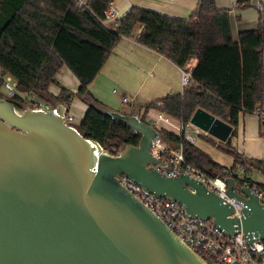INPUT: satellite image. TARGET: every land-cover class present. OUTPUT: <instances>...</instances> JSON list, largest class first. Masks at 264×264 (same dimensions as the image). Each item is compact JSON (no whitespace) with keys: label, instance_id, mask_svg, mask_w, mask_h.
Instances as JSON below:
<instances>
[{"label":"water","instance_id":"water-1","mask_svg":"<svg viewBox=\"0 0 264 264\" xmlns=\"http://www.w3.org/2000/svg\"><path fill=\"white\" fill-rule=\"evenodd\" d=\"M250 4L264 12L261 0ZM99 108L138 143L112 154L64 121L65 104L17 107L0 96V264H209L119 183L122 174L224 232L242 231L252 248L264 238V203L249 184L223 177L237 211L203 181L156 167L150 145L162 133L139 111ZM190 121L222 142L232 130L202 107Z\"/></svg>","mask_w":264,"mask_h":264},{"label":"trees","instance_id":"trees-1","mask_svg":"<svg viewBox=\"0 0 264 264\" xmlns=\"http://www.w3.org/2000/svg\"><path fill=\"white\" fill-rule=\"evenodd\" d=\"M0 0V86L10 75L17 92L8 97L17 107L34 106L29 94H48L55 74L66 65L78 78L77 91L63 87L54 101L68 105L74 94L88 105L75 124L82 135L97 140L110 153L126 144H137L139 135L126 124L100 110L105 106L89 91V84L101 69L114 45L133 34L137 40L185 67L193 59L192 81L181 92L144 103L143 112L156 107L187 121L202 107L232 125L226 141L216 144L233 158L230 166L213 159L194 142L161 129L162 139L171 149L182 146L184 161L211 176L231 174L239 183L241 172L249 185L264 188L246 173L254 165L261 171L264 159H247L232 144L239 115L260 109L264 98V12L254 27L239 30L233 37L228 8H218L214 0H199L188 18L131 6L109 28L100 22L111 0ZM237 5H251L247 0ZM160 103V104H158ZM67 107V106H66ZM140 118L144 120L143 115Z\"/></svg>","mask_w":264,"mask_h":264},{"label":"crops","instance_id":"crops-1","mask_svg":"<svg viewBox=\"0 0 264 264\" xmlns=\"http://www.w3.org/2000/svg\"><path fill=\"white\" fill-rule=\"evenodd\" d=\"M237 1L239 0H214L218 8H228L233 37L236 36L239 30L254 27L260 16V11L252 5L239 6ZM246 1L244 0L242 3ZM111 2L119 12V15L123 14L131 6H138L175 17L188 18L197 7L199 0H111ZM261 2L264 7V0H261ZM140 28V25H137L132 35L123 36L119 39L101 69L89 84V91L95 98L105 106L125 113L141 112L144 103L168 94L181 92L183 89L181 67L156 50L140 43L135 37L140 32ZM195 63L196 59H193L185 67H193ZM112 81L124 86L125 92L120 93L118 96L106 93L105 90ZM78 85V78L64 64L56 72L55 80L49 84L48 94L39 95L32 93L29 94V97L38 102L41 100L43 103L52 106L55 103L53 98L58 95L62 86L75 93ZM127 93L139 95L142 101L131 99L133 96H130V99L133 100L132 102H123L122 97L127 96ZM66 106L67 112L72 116L74 114L79 119L88 107L87 103L76 94L73 95L70 103ZM126 109H129V111ZM152 110V108L147 109V116L156 118L158 110L156 109L154 113ZM259 110L264 113V98ZM176 122L173 119L172 123L175 124L170 126L162 120H158L157 126H163L165 129L178 134L175 128ZM163 142L166 147L170 148L165 140ZM232 144L244 158L264 159V124L261 123L260 115L256 111L239 115ZM252 171H259L264 175L263 171L254 165L249 166V172ZM249 172L246 175L249 176Z\"/></svg>","mask_w":264,"mask_h":264},{"label":"built area","instance_id":"built-area-1","mask_svg":"<svg viewBox=\"0 0 264 264\" xmlns=\"http://www.w3.org/2000/svg\"><path fill=\"white\" fill-rule=\"evenodd\" d=\"M83 3L84 1L80 0V4ZM118 17L119 12L113 3L110 2L104 12V16L100 18V22L106 27L115 28ZM135 37L137 38V34ZM191 69L192 67L190 66L180 68L183 88L192 81ZM3 87L8 97L14 96L17 92L16 82L10 75L3 76ZM122 100L125 103L130 102V98L127 96H123ZM34 103V106L50 107L47 103H40L38 101ZM157 110L156 118L147 116V110L145 113H142L143 111L139 112V115L142 114L144 120L155 126L158 130L165 129L163 126H157L158 120L174 126L175 123L173 124L172 120L175 119L177 121L175 125L178 131L177 135L191 142H194L195 135H209L206 131L193 124L190 118L184 121L172 117L159 109ZM255 111L260 115L261 123L264 124V113L259 109ZM71 119L72 115L66 112L64 121L70 122ZM150 150L155 158L162 161V164L156 165L158 169L168 175H175L179 171L188 173L190 176L203 181L209 189L215 191L221 197L233 202L236 210H239L241 204L235 202L233 199H229L225 194L224 190L227 187L226 181L223 178L225 175L216 174L215 176H211L206 171L186 163L183 158L181 145L175 149H171L166 147L163 139L155 138L151 142ZM242 171L243 167H240L238 178L244 180V184H248L241 173ZM118 181L160 218L176 236L209 264H264V238L253 239L252 244L255 248H252L244 238L242 231H237L233 234L224 232L211 219L198 218L195 215L186 213L183 205L179 202L158 196L152 192H147L126 175H119ZM250 186L258 194L261 202L264 203V188L256 184Z\"/></svg>","mask_w":264,"mask_h":264},{"label":"rangeland","instance_id":"rangeland-1","mask_svg":"<svg viewBox=\"0 0 264 264\" xmlns=\"http://www.w3.org/2000/svg\"><path fill=\"white\" fill-rule=\"evenodd\" d=\"M0 89L4 92L5 89L4 87L1 85ZM106 93L113 95V96H118L120 93L125 92L124 86H122L121 84L116 83V81H112L110 82V84L108 85V88H106ZM130 96L133 98L131 99H135V100H141L142 99L139 97V95L137 94H133V93H127V97L130 98ZM130 99V102H132L133 100ZM40 103H43L41 100H39ZM152 111L153 113L155 112V110L157 109L156 107H152ZM129 111V109H126ZM79 118L77 116H72V119L70 120L71 123L76 124L78 122ZM194 143L201 148L202 150H204L205 152H207L211 157H213L217 162L225 165V166H229L232 162H233V158L231 155L225 153L223 150H221L219 147H217L216 144L221 143L218 139H216L215 137L209 135H195V140ZM249 176L256 180V181H264V175L259 172V171H252L249 172Z\"/></svg>","mask_w":264,"mask_h":264}]
</instances>
